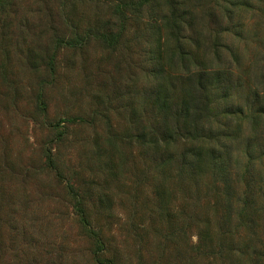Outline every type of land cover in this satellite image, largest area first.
<instances>
[{"label":"rangeland","instance_id":"rangeland-1","mask_svg":"<svg viewBox=\"0 0 264 264\" xmlns=\"http://www.w3.org/2000/svg\"><path fill=\"white\" fill-rule=\"evenodd\" d=\"M0 264H264V0H0Z\"/></svg>","mask_w":264,"mask_h":264},{"label":"trees","instance_id":"trees-1","mask_svg":"<svg viewBox=\"0 0 264 264\" xmlns=\"http://www.w3.org/2000/svg\"><path fill=\"white\" fill-rule=\"evenodd\" d=\"M163 70L164 69H162V72H163ZM162 72L159 71V73H162ZM164 88H165L164 89L165 90V93H164L165 96L163 98L161 96H158V97H159V100H161V102H162V104H161L162 110H164L167 114L166 121L171 122L174 120V123H173L174 127L167 125L166 123L164 124V126L161 128V133L164 136L163 140L170 141V140L174 139L173 134H174L175 127L179 131H181L182 129H185V131H187L188 134L194 135L195 130H198L197 125L195 124L197 122L196 118H197V116L201 115L200 113H199V115H196V112H199V111L201 112L202 108L199 107L198 102H193V101H194V99H196L198 97L200 99H203V95L207 91V88L203 87L201 89H198L194 85L193 88L190 89L186 98L182 99L179 95H177V97L179 98V101H178V103L176 102L175 104L171 103V101L174 98L173 94L171 95V93L172 92L175 93V89L173 87L171 90H170V88L169 89L168 88L166 89V87H164ZM190 93H197V94H199V96L192 95ZM179 104H180V107H179ZM181 118H182V121H181ZM179 122H180V125H179ZM201 130L203 131L204 129L201 128ZM179 131H178V134H180ZM208 155H210L211 157L205 161L207 164H209L208 161H210L211 163H212V161L213 162L216 161V159L214 158V152L213 151H210ZM195 156H196V159H198V160H196V162L198 161V163H203L202 162L203 159L200 158V154H195Z\"/></svg>","mask_w":264,"mask_h":264}]
</instances>
